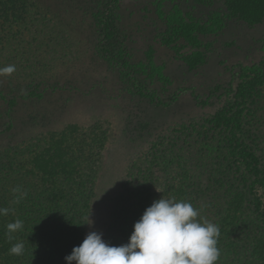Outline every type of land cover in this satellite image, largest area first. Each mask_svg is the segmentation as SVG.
Wrapping results in <instances>:
<instances>
[{
  "label": "rangeland",
  "instance_id": "rangeland-1",
  "mask_svg": "<svg viewBox=\"0 0 264 264\" xmlns=\"http://www.w3.org/2000/svg\"><path fill=\"white\" fill-rule=\"evenodd\" d=\"M186 1L120 0L122 27L116 31V24L107 19L117 12L111 0H40L41 7L47 2L60 17L48 23L47 38L56 41L64 24L72 29L73 43L44 47L42 52L37 40L28 53L17 52L23 55L16 59L10 61L15 54L11 47L4 51L9 60L1 62L0 57L4 67L16 69L0 76V177L28 145H20L25 128L21 123L31 116L32 135H45L39 132L45 108L44 117H52L45 121V130H60L65 124L90 127L103 142L97 152L100 183L84 184V193L88 188L95 192L87 203L88 214L79 210V195L72 226L65 223L67 213L59 222L63 233L66 227L71 233L66 240L82 243L86 235L79 234L75 224L87 225L89 216V231L120 246L124 238L119 230H126L139 203H145L139 187L145 190L146 175L151 171L153 178H162L152 187V193L161 194L171 185L164 181V167L180 163L187 176L179 201L190 202L201 222L219 227L216 264H251L253 252L264 251V86L257 87L264 80V22L230 23L215 31L216 19L191 21L190 14L205 17L208 10ZM2 3L12 11L23 8L21 3ZM175 4L185 16H171ZM34 24L43 28L39 19ZM170 25L185 26L189 35L200 38L199 49H183L182 40L170 37ZM11 44L22 48L13 38ZM53 50L54 57H48ZM39 54L45 55L43 63ZM26 58L24 66L30 68L23 69ZM64 63L71 71L68 80L61 74ZM241 92L243 106L249 104L250 109L237 114ZM40 93L47 101H33L28 108L31 100L26 97Z\"/></svg>",
  "mask_w": 264,
  "mask_h": 264
},
{
  "label": "trees",
  "instance_id": "trees-1",
  "mask_svg": "<svg viewBox=\"0 0 264 264\" xmlns=\"http://www.w3.org/2000/svg\"><path fill=\"white\" fill-rule=\"evenodd\" d=\"M7 1L10 3H21L23 8L20 12L19 10L17 12L15 9L12 11V6L7 7L5 6L6 3H2V0H0L1 62H3L4 58L8 60L10 58L11 61L13 58L16 59L22 56L23 54L20 56L16 54L19 51L28 53L31 43L37 40V47H42V52L45 51V49H43L44 47L48 48L49 46H54V49L55 47L60 49L62 46H70L73 43V39L69 35L72 29L64 24L61 28L63 34L61 36L59 35L56 41L47 38L46 34L50 30V28H48V23L54 24L60 18L58 12L56 16L54 14L55 12L52 11L53 8H48L46 5L47 2L44 4V6H46L44 8L39 5L40 0ZM187 1L208 10L205 17L201 15L197 18L190 14L189 17L191 21L194 22L202 20L203 18V20L212 18V22H214L216 19L213 27L215 31L218 27H226L230 23L256 26L264 22V0ZM111 2L116 4L115 10L117 12H113L111 15L112 18L107 17V19L111 23L113 21V23L116 24L114 30L119 31L122 27L120 14H118L120 0L119 2H117V0H111ZM179 5L180 4H175L173 10L170 11L172 17H174L175 14L181 16L186 13L179 8ZM26 18L28 23H25ZM218 18L221 19V21L219 20L220 23H218ZM38 19L41 20L42 29H39L40 24H34V21H38ZM15 26H19V28L15 30ZM168 28L174 31L170 37L175 36L176 39L182 40L181 44L184 45L183 49H188L190 51L199 49L201 39L189 35L191 33L189 30H186L187 28L185 26L177 29L173 25H170ZM39 33L44 35L42 39L37 37ZM12 38L19 46H22V48L14 44L10 45ZM27 38H30V41L26 42V40H28ZM4 39H6V41H4ZM83 40H86V38H83ZM170 41L171 39H168L166 43ZM27 44L28 48L25 47ZM10 47L15 48V54L8 58L9 52L5 53L4 51L10 50ZM148 49L150 48L148 47ZM60 52L63 53V51ZM40 57V62L43 63L45 61V55L41 54ZM48 57H54V50L49 52ZM187 60L188 64L192 67L193 61L186 58V61ZM6 63H8V65L10 64L9 61H6ZM24 64H27V58L23 63V69L30 68L25 67ZM65 66L66 63L63 64L61 74L63 79L68 80V75H71V71L70 67L66 68ZM3 67V63H0V68ZM72 67L73 65L71 64V68ZM262 75L264 79V73H262ZM263 86L264 80L258 82L257 87L262 88ZM42 96L43 93H40L39 96L26 97L27 100H31V103L29 102L28 104V108L33 105V101L37 102L47 98ZM239 98L238 106H241V109L235 111V113L240 114L243 110L249 111V104L243 106L245 98L242 92L239 94ZM46 112V109L43 108L41 118L43 117L44 120H42V126L39 129L40 134L45 132V135L42 137H36L31 133L33 127L31 126V121L33 117L31 118L30 116L27 118L26 122L24 121L21 123L25 128L22 134L19 135L20 145H28L20 150V159L18 161L15 160L13 165L8 168L7 175L5 177H3V175L0 177V208L9 209L7 215L0 216V264H65L64 258L71 254L73 247L79 245H77L76 242L73 243V241L66 240V235L70 236L71 233L67 234L69 232L68 227L65 228V233H63V225L59 226V222L65 219L67 213L69 217L65 223L66 225L72 226L74 222L71 218L73 216L72 212L78 211L77 207L79 208V206L76 203V197L79 195H83L79 210H84L85 213L83 214H88L87 203L95 196V192L93 189L88 188V192L84 193V184L88 183L91 187L98 186L102 177L100 176L102 172H100L101 170L99 171V169L102 168V164L99 161L101 155H98L97 152L102 149L103 142H101L100 137L97 135L98 133L96 134L94 131L95 129L90 127L82 129L80 127L77 128L78 126L76 127V125L73 124H65L60 130H55L54 128L53 130H45L44 126L47 124L45 121L52 118L50 114L44 117L43 114ZM104 131L101 133L105 134ZM16 155H18V153H16ZM35 155L37 157H34ZM253 170L255 169L253 168ZM163 172L167 174L164 181L167 185H171L167 187V191L164 190L165 192L162 191L161 194L156 192L157 194L155 195L152 193V187L160 182L162 178H153V173H151V171L146 175L144 179L145 190L143 191V185L141 189L139 187V196L145 200V203H139V208L141 205H143V208L135 210L133 218L126 230H119L120 238H124L121 245L128 242L134 223L140 219L145 209L151 206L153 201L171 192V198L175 197L177 201L182 197V193H180L183 187L182 179L187 176L185 168H183L180 163H171V165L164 167ZM17 187L27 192V197L19 204L13 202L14 194L12 190ZM16 219H21L24 222V229L15 234V240L9 242L6 237V226ZM84 223L85 222L82 223L78 221V223L75 224L77 232L81 235H86L89 231L88 226L83 225ZM19 241H23L25 244L24 255H10L9 248L12 244ZM70 243L76 245H70ZM253 254L255 258L254 262L251 264H264V251H259L258 249L256 252H253Z\"/></svg>",
  "mask_w": 264,
  "mask_h": 264
},
{
  "label": "clouds",
  "instance_id": "clouds-1",
  "mask_svg": "<svg viewBox=\"0 0 264 264\" xmlns=\"http://www.w3.org/2000/svg\"><path fill=\"white\" fill-rule=\"evenodd\" d=\"M15 70L14 65L0 68V76H9ZM12 191L16 204L27 197V192L19 187ZM8 213V208H0V216ZM198 215L190 202L161 197L134 223L126 244L112 246L102 239V233L89 231L82 243L64 258L65 264H216L221 254L219 227L207 220L201 222ZM87 220L86 224L91 226L89 216ZM23 229L21 219L8 223L7 240H15V234ZM24 253L23 241L9 248L10 255Z\"/></svg>",
  "mask_w": 264,
  "mask_h": 264
}]
</instances>
